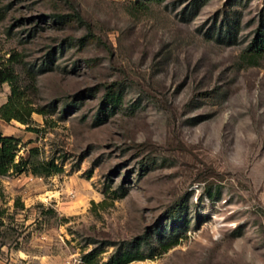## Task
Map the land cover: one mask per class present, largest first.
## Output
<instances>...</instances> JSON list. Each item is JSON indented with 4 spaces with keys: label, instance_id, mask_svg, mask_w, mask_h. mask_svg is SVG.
<instances>
[{
    "label": "rangeland",
    "instance_id": "obj_1",
    "mask_svg": "<svg viewBox=\"0 0 264 264\" xmlns=\"http://www.w3.org/2000/svg\"><path fill=\"white\" fill-rule=\"evenodd\" d=\"M1 2L48 112L0 131L63 170L1 176L0 264H264V0Z\"/></svg>",
    "mask_w": 264,
    "mask_h": 264
},
{
    "label": "trees",
    "instance_id": "obj_2",
    "mask_svg": "<svg viewBox=\"0 0 264 264\" xmlns=\"http://www.w3.org/2000/svg\"><path fill=\"white\" fill-rule=\"evenodd\" d=\"M202 1H196L193 6V12L196 13L201 6ZM9 12L8 4L3 5L0 0V24L6 19ZM8 35H13V28L6 29ZM222 34L230 37L236 35V28L230 24L224 27ZM25 53L19 51L16 47L9 50V55L0 53V87L4 83H8L11 92L8 99L0 106V116L6 120L17 119L22 123L27 124V127L32 130H39L34 125L33 113L39 112L46 114L48 111L44 106L35 105V96L38 93L37 74L38 71L28 64L25 59ZM245 55L255 60L264 55V27L260 28L253 41L245 50ZM22 64L25 76L17 70L16 65ZM107 100L110 101L112 107L117 106L119 102V95L115 92L108 93ZM54 110V108H52ZM21 137L14 134H4L0 131V198L4 196L1 176L10 173H22L25 171L34 174H56L63 170L62 165L57 163L55 159L39 158L41 149L39 146H33L29 149L27 156L19 155L21 150ZM178 239H174L164 245L163 251L168 250ZM161 251V252H163ZM97 250H92L83 256L87 263H95L94 257ZM144 258L140 253L134 251L118 250L114 252L102 264H126L134 259Z\"/></svg>",
    "mask_w": 264,
    "mask_h": 264
}]
</instances>
